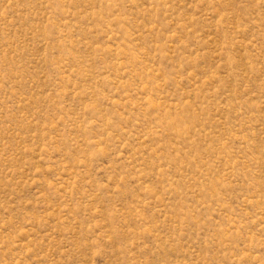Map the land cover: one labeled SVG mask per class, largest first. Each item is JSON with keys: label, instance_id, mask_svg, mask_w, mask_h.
Masks as SVG:
<instances>
[{"label": "rangeland", "instance_id": "rangeland-1", "mask_svg": "<svg viewBox=\"0 0 264 264\" xmlns=\"http://www.w3.org/2000/svg\"><path fill=\"white\" fill-rule=\"evenodd\" d=\"M0 264H264V0H0Z\"/></svg>", "mask_w": 264, "mask_h": 264}]
</instances>
